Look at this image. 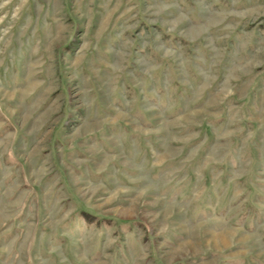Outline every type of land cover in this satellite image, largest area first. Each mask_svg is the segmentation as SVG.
Here are the masks:
<instances>
[{"label": "rangeland", "instance_id": "rangeland-1", "mask_svg": "<svg viewBox=\"0 0 264 264\" xmlns=\"http://www.w3.org/2000/svg\"><path fill=\"white\" fill-rule=\"evenodd\" d=\"M0 264H264V0H0Z\"/></svg>", "mask_w": 264, "mask_h": 264}]
</instances>
